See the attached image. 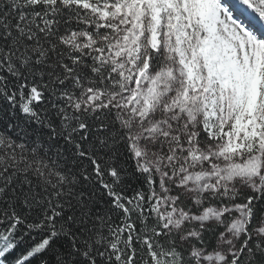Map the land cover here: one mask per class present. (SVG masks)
<instances>
[{"label": "snow or ice", "instance_id": "obj_1", "mask_svg": "<svg viewBox=\"0 0 264 264\" xmlns=\"http://www.w3.org/2000/svg\"><path fill=\"white\" fill-rule=\"evenodd\" d=\"M0 264H264V0H0Z\"/></svg>", "mask_w": 264, "mask_h": 264}]
</instances>
